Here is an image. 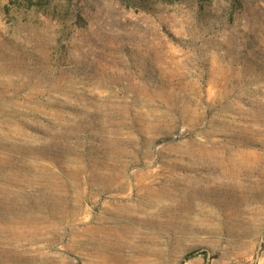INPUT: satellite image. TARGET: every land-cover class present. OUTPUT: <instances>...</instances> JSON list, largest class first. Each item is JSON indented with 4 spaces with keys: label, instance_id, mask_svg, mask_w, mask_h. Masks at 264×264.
<instances>
[{
    "label": "rangeland",
    "instance_id": "obj_1",
    "mask_svg": "<svg viewBox=\"0 0 264 264\" xmlns=\"http://www.w3.org/2000/svg\"><path fill=\"white\" fill-rule=\"evenodd\" d=\"M0 264H264V0H0Z\"/></svg>",
    "mask_w": 264,
    "mask_h": 264
}]
</instances>
